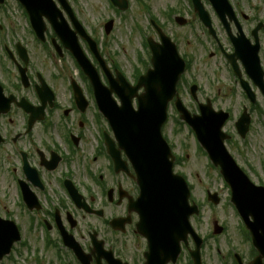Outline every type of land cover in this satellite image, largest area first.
Returning <instances> with one entry per match:
<instances>
[{
	"label": "flooded vegetation",
	"instance_id": "af4514ba",
	"mask_svg": "<svg viewBox=\"0 0 264 264\" xmlns=\"http://www.w3.org/2000/svg\"><path fill=\"white\" fill-rule=\"evenodd\" d=\"M202 2L215 36L194 13L192 41L175 35L173 41L186 66L178 96L183 102L188 99L192 115H198L205 104L227 115L222 127L224 147L252 183L264 187V20L260 7H253L255 14L248 15L243 0H229L234 15L225 27L209 3ZM63 16L69 23L67 15ZM45 24L43 38L38 39L20 4L0 0V220L13 223L0 221L4 244L11 245L0 264H96V241L104 242L113 261L147 264L148 244L136 231L139 215L134 203L139 189L133 172L128 164L118 171L108 157L107 132L102 129L93 90L63 42ZM68 27L76 32L72 25ZM88 34L97 42L93 31ZM79 44L87 47L81 38ZM98 46L113 75L121 70ZM88 56L106 83L98 61ZM207 64L214 73H221L225 84L212 98L201 95L195 78L200 69L207 70ZM79 91L84 99L75 97ZM254 155L261 158L254 159ZM222 188L229 197L226 185ZM107 207L110 213L105 215ZM187 241L175 263L168 264H193L189 250L193 242ZM240 243L249 245L247 257L229 241L224 243L227 254L217 250V256H227L232 264H237L236 254L244 263L257 256L243 235ZM72 246L90 257L87 263L80 262ZM202 256L203 252L205 264Z\"/></svg>",
	"mask_w": 264,
	"mask_h": 264
},
{
	"label": "water",
	"instance_id": "95a60500",
	"mask_svg": "<svg viewBox=\"0 0 264 264\" xmlns=\"http://www.w3.org/2000/svg\"><path fill=\"white\" fill-rule=\"evenodd\" d=\"M18 1L26 9L34 28L40 29L39 32L42 31L41 18L45 16L56 33L64 39L61 27L65 25L55 23L56 9L51 0ZM111 2L121 10L127 9L126 0H111ZM193 2L201 20L208 25L198 0ZM215 2L220 12L228 10L225 0L224 2L215 0ZM65 9L67 10V7ZM177 22L183 24L180 19H177ZM109 29L110 25L106 29L107 32ZM159 35L161 45L149 42L152 69L145 76L140 77L135 87L128 86L118 75V84L121 86L111 82L110 90L104 89L78 49L75 39L69 49L93 85L98 107L108 121L119 148L124 150L136 171L143 192V201L146 204L140 234L152 246L151 263L153 264L154 260L156 264H166L168 260L174 261L179 252L180 242H185L187 235H191L196 240L194 254L198 262L197 253L201 241L189 224L190 216L198 214V211L196 206L188 204L189 191L184 180L173 175V159L161 137V127L166 121L167 104L175 95V86L183 72V64L170 40L162 34ZM141 88L144 93L138 96L137 91ZM111 92H115L120 99V107L112 101ZM135 97L138 101L137 110L132 107V100ZM177 105L181 119L195 130L212 162L220 165L221 174L231 187L232 203L252 235L254 248L260 253L251 264H261V259L264 258V190L253 187L246 178L234 172L235 165L222 146L220 134L225 116L220 122L215 120L216 126L213 124L211 127L210 117L203 116L195 122L178 102ZM211 134L214 140L217 139V146H212ZM111 149L113 150L112 145ZM112 150L110 153L113 155ZM209 200L218 204L215 195L210 196ZM249 217L252 218L251 222Z\"/></svg>",
	"mask_w": 264,
	"mask_h": 264
},
{
	"label": "rangeland",
	"instance_id": "374dc122",
	"mask_svg": "<svg viewBox=\"0 0 264 264\" xmlns=\"http://www.w3.org/2000/svg\"><path fill=\"white\" fill-rule=\"evenodd\" d=\"M129 1L130 4L127 11L116 13L108 0H68L86 30L88 32H94L97 42L102 45L107 54L105 56L109 55L114 58L123 75L129 82H133V75L137 70L141 73H144L146 70V67L140 61L142 60L149 65L150 54L145 47L146 39L151 38L153 41H157V35L149 26V16H152L164 33L172 39L176 35L183 38L184 41H192V36H195L194 32L196 30L194 29L195 20L193 19V13L186 0ZM142 2L148 5L149 14L144 11ZM243 2L245 8L248 9L246 10V14L248 15L255 14L252 12V8L259 6L260 17L264 20L263 0H248L249 5L246 3V0H243ZM175 16L184 17L186 20L185 27H179L174 23L173 18ZM108 20L114 21V26L110 35L106 37L103 27ZM84 51L88 54L86 50ZM139 59L141 60L139 61ZM213 70L207 64L206 71L200 69L199 75H195L196 82L200 85L201 95L203 97L206 95L212 98L217 94V89L225 86L221 78V73H214ZM190 81L189 76H187L186 82L190 83ZM184 101V106L192 113L193 108L190 107V102L188 99ZM176 119L178 120V115L170 107L168 121L162 129V134L171 147L173 155L183 160L181 167L175 166L174 171L185 174L188 177L194 188L193 199L201 208L199 218L191 219V223L196 231L206 240V246L204 247L202 256L203 260L205 264H232L227 256L221 258V255L227 254L224 243L226 241L231 242L232 248L238 250L236 252L247 257L249 245L240 243L243 235V226L240 224L239 219L233 213L227 201L226 191L222 188L223 183L219 175L210 167L207 157L194 141L189 128L183 123L184 126H179L175 122ZM101 126L104 131L109 132L108 126L104 121ZM92 144L94 145L93 141ZM252 158L258 159L261 156L254 155ZM206 191H217L219 193L221 202L218 206L207 203L205 200ZM109 213V207H107L105 215ZM215 221L220 226L223 225L226 227V235H212L213 222ZM211 235L214 239H211ZM106 238L110 240L111 236H107L106 234ZM217 250L221 251V255L217 256ZM53 260L51 256V261L53 262Z\"/></svg>",
	"mask_w": 264,
	"mask_h": 264
}]
</instances>
